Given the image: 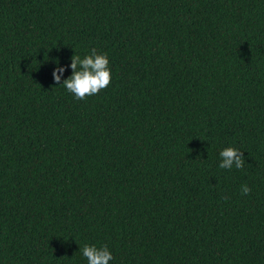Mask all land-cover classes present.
Returning <instances> with one entry per match:
<instances>
[{"label":"trees","instance_id":"obj_1","mask_svg":"<svg viewBox=\"0 0 264 264\" xmlns=\"http://www.w3.org/2000/svg\"><path fill=\"white\" fill-rule=\"evenodd\" d=\"M93 48L111 83L77 100ZM85 244L264 264V0H0V264H88Z\"/></svg>","mask_w":264,"mask_h":264},{"label":"clouds","instance_id":"obj_2","mask_svg":"<svg viewBox=\"0 0 264 264\" xmlns=\"http://www.w3.org/2000/svg\"><path fill=\"white\" fill-rule=\"evenodd\" d=\"M71 61L72 75L63 81L62 86L77 100L94 96L111 83V70L108 67L109 60L106 53L98 54L93 48L90 55L81 59L74 54ZM64 71L65 68L60 67L57 62V67L52 73L57 85H61L60 81ZM219 155L221 157L220 168L232 169L234 166L236 169H243L245 162L242 151L228 147L220 151ZM241 191L243 195H247L251 189L247 185H243ZM82 253L87 258L88 264H109V261L113 259L107 246L97 247L85 244Z\"/></svg>","mask_w":264,"mask_h":264}]
</instances>
